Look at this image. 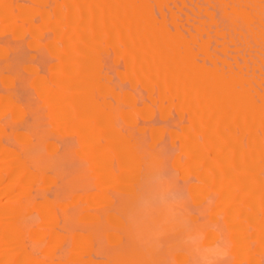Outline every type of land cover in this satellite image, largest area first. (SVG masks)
I'll return each mask as SVG.
<instances>
[{
    "label": "bare ground",
    "instance_id": "1",
    "mask_svg": "<svg viewBox=\"0 0 264 264\" xmlns=\"http://www.w3.org/2000/svg\"><path fill=\"white\" fill-rule=\"evenodd\" d=\"M154 165L264 264V0H0V264H192Z\"/></svg>",
    "mask_w": 264,
    "mask_h": 264
},
{
    "label": "clouds",
    "instance_id": "2",
    "mask_svg": "<svg viewBox=\"0 0 264 264\" xmlns=\"http://www.w3.org/2000/svg\"><path fill=\"white\" fill-rule=\"evenodd\" d=\"M177 177L163 165H154L146 179L143 193L137 197L129 213L128 224L136 237L145 244H157L170 227L184 230L183 244L192 257V264H230L232 243L226 232L215 224L193 227L188 197L177 194ZM213 201L209 199L207 205ZM203 216L202 212H199Z\"/></svg>",
    "mask_w": 264,
    "mask_h": 264
}]
</instances>
